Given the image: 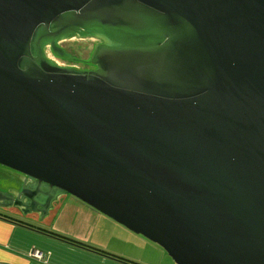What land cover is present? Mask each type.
Returning <instances> with one entry per match:
<instances>
[{
  "label": "water",
  "instance_id": "obj_1",
  "mask_svg": "<svg viewBox=\"0 0 264 264\" xmlns=\"http://www.w3.org/2000/svg\"><path fill=\"white\" fill-rule=\"evenodd\" d=\"M96 36L94 69L58 42ZM0 207L69 194L176 264H264V0H0Z\"/></svg>",
  "mask_w": 264,
  "mask_h": 264
},
{
  "label": "crops",
  "instance_id": "obj_2",
  "mask_svg": "<svg viewBox=\"0 0 264 264\" xmlns=\"http://www.w3.org/2000/svg\"><path fill=\"white\" fill-rule=\"evenodd\" d=\"M68 195L46 214L0 207V264H176L159 245Z\"/></svg>",
  "mask_w": 264,
  "mask_h": 264
},
{
  "label": "rangeland",
  "instance_id": "obj_3",
  "mask_svg": "<svg viewBox=\"0 0 264 264\" xmlns=\"http://www.w3.org/2000/svg\"><path fill=\"white\" fill-rule=\"evenodd\" d=\"M97 42L98 38L96 36H72L61 39L59 41V45L65 49L67 54L70 55V59L55 57V55H53L54 53L51 51L49 44H46L43 50L45 56H47V58L51 60H54V62L59 66L85 70L93 67V64L90 62V56ZM12 173V170L0 167V174L11 175ZM64 198L65 197L60 199L58 204L63 203ZM58 222L67 223L66 218L64 217H59Z\"/></svg>",
  "mask_w": 264,
  "mask_h": 264
},
{
  "label": "flooded vegetation",
  "instance_id": "obj_4",
  "mask_svg": "<svg viewBox=\"0 0 264 264\" xmlns=\"http://www.w3.org/2000/svg\"><path fill=\"white\" fill-rule=\"evenodd\" d=\"M97 38H98V42L96 43V45L99 44V43H103V40L101 38H99V37H97ZM58 45H59V42H58ZM67 55H69V54H67ZM55 57L63 58V59H66V58L70 59V55H69V57H59V56L55 55ZM94 68H95V65L93 64V67H91L89 69H85V70H91V69H94ZM0 167L1 168H7V167L1 166V165H0ZM7 169H9V168H7ZM9 170H11V169H9ZM12 172L13 173L11 175H9V174H6V175L5 174H0V190H3L5 192H9V193H12V194L16 195V193L19 191V189L22 187V185L23 184L27 185L28 183H27V178L23 174L18 173V172L13 171V170H12ZM9 185H10V187H8Z\"/></svg>",
  "mask_w": 264,
  "mask_h": 264
},
{
  "label": "trees",
  "instance_id": "obj_5",
  "mask_svg": "<svg viewBox=\"0 0 264 264\" xmlns=\"http://www.w3.org/2000/svg\"><path fill=\"white\" fill-rule=\"evenodd\" d=\"M57 236H59V237H62L63 239H65V240H72V241H75V242H79L80 243V241H78V240H74V239H71V238H69V237H65V236H60V235H58V234H56ZM104 252V251H103ZM104 253H107V252H104Z\"/></svg>",
  "mask_w": 264,
  "mask_h": 264
},
{
  "label": "built area",
  "instance_id": "obj_6",
  "mask_svg": "<svg viewBox=\"0 0 264 264\" xmlns=\"http://www.w3.org/2000/svg\"><path fill=\"white\" fill-rule=\"evenodd\" d=\"M39 256V254H37Z\"/></svg>",
  "mask_w": 264,
  "mask_h": 264
}]
</instances>
